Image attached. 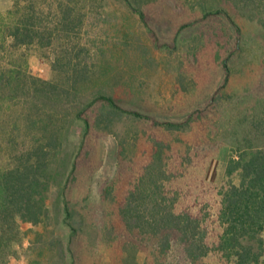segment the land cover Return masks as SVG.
Wrapping results in <instances>:
<instances>
[{
    "label": "rangeland",
    "instance_id": "rangeland-1",
    "mask_svg": "<svg viewBox=\"0 0 264 264\" xmlns=\"http://www.w3.org/2000/svg\"><path fill=\"white\" fill-rule=\"evenodd\" d=\"M218 1L234 23L225 14L203 18L197 0H143L155 37L125 0H99L101 15L82 34L106 48L99 59L110 75H99L86 93L91 97L114 84L121 104L144 116L122 115L105 131L94 123L97 109L91 110L90 132L69 116L62 159L53 172L60 177L70 168L68 159L75 158L69 197L81 230L71 238L56 178L48 192L50 218L40 225L21 222L22 243L13 242L7 264H159L153 241L141 239L138 229L128 230L121 215L125 197L145 178L158 143L164 149L166 196L178 210L201 212L204 223L216 224L213 211L228 160L248 140L264 146V130L256 127L264 116V0L248 7ZM14 2L0 0V15L7 16ZM40 2L48 7L59 0ZM26 52L31 74L59 77L51 48L44 52L32 46ZM114 69L120 73L117 80ZM155 120L186 121V127L168 130ZM8 161L0 137V165ZM211 253L204 261L224 264L222 255ZM176 256L161 263L176 264Z\"/></svg>",
    "mask_w": 264,
    "mask_h": 264
},
{
    "label": "trees",
    "instance_id": "trees-1",
    "mask_svg": "<svg viewBox=\"0 0 264 264\" xmlns=\"http://www.w3.org/2000/svg\"><path fill=\"white\" fill-rule=\"evenodd\" d=\"M40 1L15 0V8L7 16L0 15V137L10 157L0 165V264H7L14 241L22 243L21 222L40 225L50 218L48 192L52 181L59 180L63 222L70 228L71 238L81 230L69 197L75 158L68 159L70 168L60 177L53 172L67 140L69 116L73 115L70 121L80 120L86 132L91 129V110L97 109L94 123L105 131H111L122 115L144 116L121 104L114 84L99 88L91 97L86 93L103 73L110 75L99 59L106 48L96 40H85L82 34L85 30L89 33L99 19L103 7L99 0H59L48 7ZM227 1L248 7L255 0ZM125 2L156 37L143 0ZM219 2L197 0L202 17L225 14L234 23ZM32 46L44 52L51 48L52 68L59 77L46 79L31 74L26 50ZM224 66L227 68V59ZM113 77L119 79V70L114 69ZM154 122L168 130L186 127V121ZM256 127L264 130V116L257 119ZM161 145L158 143L145 178L123 201L122 221L128 230L138 229L144 235L141 239L153 241L159 264L171 254L177 255L176 264H210L204 257L213 251L224 257V264H260L264 256V146L248 140L238 146L237 156L228 160L220 203L213 211L216 224L212 225L204 223L201 212L178 210L174 199L166 196Z\"/></svg>",
    "mask_w": 264,
    "mask_h": 264
}]
</instances>
